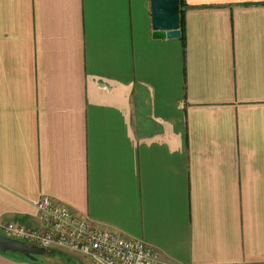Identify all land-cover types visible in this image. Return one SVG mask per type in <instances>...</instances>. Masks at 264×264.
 Returning <instances> with one entry per match:
<instances>
[{"label":"crops","instance_id":"obj_1","mask_svg":"<svg viewBox=\"0 0 264 264\" xmlns=\"http://www.w3.org/2000/svg\"><path fill=\"white\" fill-rule=\"evenodd\" d=\"M180 16L185 44L151 0H0V234L48 195L170 264H264V0Z\"/></svg>","mask_w":264,"mask_h":264},{"label":"built area","instance_id":"obj_2","mask_svg":"<svg viewBox=\"0 0 264 264\" xmlns=\"http://www.w3.org/2000/svg\"><path fill=\"white\" fill-rule=\"evenodd\" d=\"M37 203L42 229L10 223L3 227L4 235L77 256L86 264H170L145 242L94 225L51 196L44 195Z\"/></svg>","mask_w":264,"mask_h":264},{"label":"water","instance_id":"obj_3","mask_svg":"<svg viewBox=\"0 0 264 264\" xmlns=\"http://www.w3.org/2000/svg\"><path fill=\"white\" fill-rule=\"evenodd\" d=\"M151 13L154 39H179L180 0H151ZM0 252L25 256L35 261L38 257H50L54 252L34 243H25L0 234Z\"/></svg>","mask_w":264,"mask_h":264},{"label":"trees","instance_id":"obj_4","mask_svg":"<svg viewBox=\"0 0 264 264\" xmlns=\"http://www.w3.org/2000/svg\"><path fill=\"white\" fill-rule=\"evenodd\" d=\"M180 4H182V0H180ZM180 29H181V32H182L181 40L185 44V39H186L185 38V35L186 34H185V29H184V24H183L182 16H181V26H180ZM9 254H13V253H9ZM20 257L23 258V259H28V258H26L25 256H22V255H20ZM49 258H52V259H57L58 258L61 263H65V264H73V263L81 264L74 256H71L69 254L62 253V252H54L53 255L50 256Z\"/></svg>","mask_w":264,"mask_h":264},{"label":"rangeland","instance_id":"obj_5","mask_svg":"<svg viewBox=\"0 0 264 264\" xmlns=\"http://www.w3.org/2000/svg\"><path fill=\"white\" fill-rule=\"evenodd\" d=\"M49 258V257H48ZM75 258L81 263V264H86L83 260L79 259L77 256H75ZM47 259V258H46ZM53 263H56V264H65V263H61L59 261V259H55ZM73 264H77V263H73Z\"/></svg>","mask_w":264,"mask_h":264}]
</instances>
